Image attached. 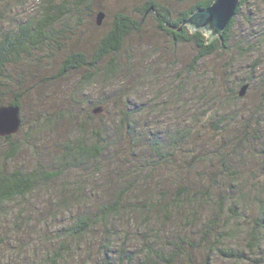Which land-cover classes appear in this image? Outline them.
Segmentation results:
<instances>
[{
  "label": "rangeland",
  "instance_id": "374dc122",
  "mask_svg": "<svg viewBox=\"0 0 264 264\" xmlns=\"http://www.w3.org/2000/svg\"><path fill=\"white\" fill-rule=\"evenodd\" d=\"M42 1L0 0V32L6 28L15 29L17 23L34 13ZM80 1L82 3L77 9L59 14V21L54 24V28L61 31L62 36L56 34V38L40 48V53L23 55L7 67L13 79L16 80L19 75L21 82L19 90L11 91L6 100L12 99L17 92L21 93L20 113L21 121L23 117L24 122L19 134L12 138L21 144L11 160H1L4 156L2 151L7 145L0 141V169L27 170L37 161H50L51 157L64 152L67 143L78 139L81 130L90 129V123L95 126L102 124L111 139H118L115 134L118 115L114 109H124V103H127L131 107L142 109L138 116L139 125H151L161 133L167 127L172 128L169 130L170 134L174 133L175 128L187 127L189 114L201 119L192 128L190 138L180 144L176 153L179 158L174 159L175 163L169 165L168 171L149 173L150 162L147 159L150 154L140 144L131 147L129 142H119V148L129 154L130 159L126 157L123 160L117 155L115 159L119 161L116 163L105 160V156L111 153L107 151L94 165L96 168L90 166L89 175L84 177H91L84 192L92 203L97 205L109 201L124 186L128 190L127 199L133 195L142 201L156 197L163 199L164 204L181 187L187 188L191 193H199L198 191L206 188L212 190V185H215V193H218L220 187L217 182H225L227 177L215 150L225 144L236 147L229 164L234 172L248 177L264 173V126L259 124L264 121V44L255 64L252 62L256 57L254 54L242 57L236 52H218L200 59L197 65L190 68L191 60L196 54L194 44L173 43L158 28L152 10L142 14L141 11L149 0ZM151 1L160 5L172 19L193 3ZM99 11L104 13V17L101 24L97 25L96 15ZM119 12L139 20L141 29L130 34L120 52L113 57L119 66V71L112 76L113 83L103 77L109 57L99 63L100 74L90 72L88 65L59 74L64 59L72 53L81 52L87 61L91 60L100 39L110 30L115 14ZM262 19L264 20V1L258 0L243 6L235 16V34L242 38L252 33L250 22L259 23ZM253 25L256 30L258 26ZM205 35L207 37V33ZM133 68L135 73L129 77V69ZM248 79L252 82L249 83ZM241 82L249 83V86L244 96L234 99L233 94L239 91ZM171 89L176 92V110L172 115L167 109H158L167 104L166 96ZM151 106L156 109L154 113H148V117L143 109ZM96 107L102 110L92 115L91 110ZM220 127L224 129L221 130ZM254 130L260 139L248 137L243 144L238 143L243 134L253 135ZM131 148H135L136 157L131 155ZM130 160L132 164H129ZM100 167L102 171H99ZM108 168L111 172L107 173ZM75 179L74 173L68 172L63 179H57L43 189L37 204L38 216H30L28 228L20 225L22 218L16 217L19 210L13 207L0 222V264H49L47 255H52L62 244L64 259L57 260V264H102L105 257L111 258L114 264H148L144 260L145 252L140 251V248L143 239L147 240L151 234L156 240L161 239L163 245L165 240L180 241L177 236L183 237L189 244L185 245V252L190 254L193 264H199L205 251V242H199L200 230L207 221L208 210H205V206H195L184 213L172 211L174 215L168 219H164L161 210L160 221H152L149 225L152 232L143 231V228L135 230L134 224L127 222L125 215H121L113 221L114 230L118 233L112 238V248L103 247L104 238L109 235L104 234L102 225L92 227L85 236L76 239L65 237L63 227L72 222L80 209L74 207L71 213L59 209L55 215V196L58 195V190L63 191L64 195L67 191H72L71 184ZM63 181L69 188H66ZM198 198L200 195H197ZM250 198L251 192L248 194L247 209L241 212V222L246 227L249 225V218L257 212V202ZM33 200L36 202L38 198L34 197ZM16 204L20 209L21 205ZM190 220H193L192 226L188 228L185 224ZM125 233L128 234L125 235L127 243L123 244L121 238ZM235 240L243 246V233ZM120 243L124 251L119 250ZM235 244L234 247H237ZM166 249L170 251L171 247L167 246ZM243 249L248 258L241 264H264L263 258L257 261L246 247ZM183 254L185 257L186 254ZM257 254L261 255L260 252ZM120 256L123 258L120 259ZM128 256L131 257V262L127 261ZM214 262L227 264L229 260L219 256L214 257ZM184 263L182 257H177L172 264ZM157 264L167 263L160 261Z\"/></svg>",
  "mask_w": 264,
  "mask_h": 264
},
{
  "label": "trees",
  "instance_id": "16d2710c",
  "mask_svg": "<svg viewBox=\"0 0 264 264\" xmlns=\"http://www.w3.org/2000/svg\"><path fill=\"white\" fill-rule=\"evenodd\" d=\"M43 1L41 4L39 3L36 11L29 15L26 20L17 23L15 29L6 28L0 32V106L17 105L21 111L20 92H17L12 99L6 100V96L11 91H14V89L19 90L21 82L19 75L16 80L13 79L9 71H7L8 65L23 55L32 56L35 53H40V48L56 38V34L62 36L61 31L54 28V24L59 21L57 19L59 14L65 11L69 12L71 9L75 10L82 3L80 0ZM175 1H192L193 3L187 10L180 11L174 19L170 18L169 13L161 9L160 5L151 0L145 3L141 13L144 14L152 10L155 13L158 28L165 32L173 43L190 42L194 44L196 54L191 60L190 68L197 65L200 59L215 55L218 52L224 54L236 52L242 57L254 54L256 57L252 62L253 64L256 63L258 54L264 44V20L262 19L259 23L250 22L252 24L249 27L252 28V33L244 35L242 38L237 37L235 34L234 25L235 16L240 12L241 8L258 0H239L236 13L223 30L221 38L213 40H209L200 31L190 32L186 25H182V22L192 12L197 9L207 8L213 0ZM69 5L71 6L69 7ZM253 24L258 26L256 30ZM140 25V21L131 17V15L122 12L115 14L110 30L100 39L91 60L87 61L85 55L81 52L72 53L64 59L59 74L81 68L84 65L89 66L90 72L96 71L97 74H100L98 72L99 63L105 57H109L108 63L103 70V77L109 83H113L112 76L119 71V66L113 57L120 52L128 36L141 29ZM129 73V77L133 76L135 73L134 68L129 69ZM87 75L89 76V73ZM135 79L138 80L137 78ZM248 81L249 83L252 82L251 79H248ZM239 84L240 87L243 85L242 82ZM233 97L238 99L240 96L237 92L233 94ZM126 98L127 101L130 100L128 93ZM166 99L167 104L158 109H167L168 113L172 115V112L176 110L174 108L176 105V92L174 89L170 90V94L166 96ZM124 105V109H114L118 115V125L115 133L118 139H111L102 124L95 126L90 123V129L81 130L78 139L67 143L64 152L56 154L53 158L51 157L50 161H37L32 168L27 170L21 168L0 169V222L7 217L13 207H17L16 210L19 211L16 217L22 218L20 225L28 228L30 226V218L38 216L37 204L40 202V194L43 189L55 180L63 179L68 172H73L76 179L71 184L72 191H67L64 195L63 191L58 190V195L55 196V215L59 209H64V211L69 213L72 212L74 207L80 209V212L74 215L72 222L63 227L65 237L76 239L85 236L92 227L102 225L104 234L109 235L104 238L103 247L106 249L112 248L114 243L112 238L114 239L113 236L118 233L114 230L113 221L121 215H125L127 222L134 224L135 230L143 228V231L152 232L149 225L152 221L159 220L161 210L163 211L164 219H168L169 216L174 215L173 212L175 211L184 213V211H189L195 206H205V210H208L206 214L207 221L199 233V242H205V251L199 264H215L214 257L219 256L229 260L227 264H241L248 258L247 254L244 253L243 247H246L248 253L255 260L264 259V173L253 174L248 177L243 176L239 172H234L232 165L229 164L234 157L235 146L225 144V146L215 150L219 163L224 169L223 171L226 172L225 177H227L225 182H217L218 180H215L220 187V190L218 188V193H215V185H212V190L211 188H206L198 191L199 193H191L187 188L181 187L164 204L162 203L163 199H156V197L142 201L139 197L133 195V197L127 199L128 190L124 186V189L120 190L116 195L114 194L113 198H110L105 203L96 205L90 201L84 189L87 187L91 177H84L89 175L91 167L94 168V165L100 161L107 151H111L105 156V160H109V162H118L119 159H115L117 155L121 156L123 160H126V157L129 158V154H125L126 152L119 148V142L122 141V143L126 142L127 144L129 142L131 147H136L140 144L148 149L150 155H148L147 160L151 163V165L149 163V173L168 171L169 165L175 163L174 159L176 157L179 158V154L176 153L181 146L180 144L185 142L186 138H190L192 128L201 119L199 116L189 114L190 119L187 127L175 128L172 134L169 132L172 128L167 127L161 133L149 123L147 124L150 127L139 125L140 119L138 116L142 113V109H138L136 106L131 107L127 103H124ZM155 109V106H151L149 109H143V111L150 115L155 112ZM91 113L92 115L97 114L93 112V109ZM23 122L24 119L22 117L20 129ZM245 124L247 125V123ZM259 124L264 126V121H260ZM20 129L16 134L0 136V141L7 145L2 151L4 156L1 160L4 162L11 160L19 150L21 143L12 140V138L19 134ZM220 129L223 130L224 127H220ZM248 137L253 140L261 138L256 135L254 130L253 135L250 133L243 134L238 143L240 145L243 144L248 140ZM220 145H223V143ZM129 150L132 151L131 155L136 157L135 148ZM129 164H132L131 160ZM99 171H102L101 167ZM108 172H111V169ZM92 174L98 175V173ZM63 182L66 188H69L67 183ZM250 192L252 195L250 200L257 202V212L252 214L254 217L249 218V225L246 227L242 225L243 214L241 212L247 209L246 204L248 203V194ZM197 195H200V198L197 199ZM34 197L38 198L36 202L33 200ZM16 203L21 205L20 209H18ZM176 208L178 209L176 210ZM193 220L186 222L185 225L188 228L191 227ZM242 233L244 235L242 244L244 245L240 246L235 239ZM125 235L127 236L128 234L125 233L123 238H121L123 244L127 243ZM177 237L180 241L165 240L164 245L161 239L156 240L152 234L146 238L147 240L143 239L140 251L145 252L144 260L148 261V264H157L160 261L172 264L177 257H182L185 260L184 264H193L190 254L185 252V245H189L188 241H185L183 237ZM234 244L237 247H234ZM167 246L171 247L170 251L166 249ZM59 247L52 255H47L48 260H50L49 264H57L59 262L57 260L64 259L62 254L63 244ZM122 247L123 245L120 243L118 248L124 251ZM258 252L261 255H258ZM183 253L186 254L185 257ZM119 258L122 259L123 257L120 256ZM127 261L131 262L130 256H128ZM102 264H114V262L111 258L105 257Z\"/></svg>",
  "mask_w": 264,
  "mask_h": 264
},
{
  "label": "water",
  "instance_id": "95a60500",
  "mask_svg": "<svg viewBox=\"0 0 264 264\" xmlns=\"http://www.w3.org/2000/svg\"><path fill=\"white\" fill-rule=\"evenodd\" d=\"M239 5V0H213V2L205 9H197L192 12L183 22L190 32L200 31L207 33V38L213 40L221 38L225 27L234 17ZM104 17V13L99 11L96 15V24L100 25ZM249 84H243L238 95L244 96ZM100 107L93 109L94 113H99ZM21 113L17 105L0 106V136H9L16 134L21 126Z\"/></svg>",
  "mask_w": 264,
  "mask_h": 264
}]
</instances>
